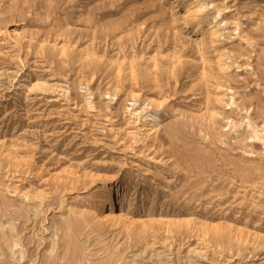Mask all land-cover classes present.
Wrapping results in <instances>:
<instances>
[{"label":"rangeland","instance_id":"1","mask_svg":"<svg viewBox=\"0 0 264 264\" xmlns=\"http://www.w3.org/2000/svg\"><path fill=\"white\" fill-rule=\"evenodd\" d=\"M0 264H264V0H0Z\"/></svg>","mask_w":264,"mask_h":264},{"label":"bare ground","instance_id":"2","mask_svg":"<svg viewBox=\"0 0 264 264\" xmlns=\"http://www.w3.org/2000/svg\"><path fill=\"white\" fill-rule=\"evenodd\" d=\"M149 122H150V125H149L148 130H146V131L150 132L151 135H154L156 133L155 127L158 126L159 121L153 117L151 120H149ZM53 171H55V170H53ZM60 177H62V176H59L58 173L52 172V174L50 175V180L51 181H53L54 179L58 180V179H60ZM60 180H61V183L65 182V179L63 177ZM115 187H117L116 190L115 189L112 190L111 187H108L105 191L106 195L110 196L111 194H113V196H114V194H115L118 197V195H120V193H121V185H119V186L117 185ZM110 203H111V201H110ZM119 217L120 216L116 215V213H114L112 208H110L109 213L104 215L103 217H101L100 222L103 223L106 221H117L119 219ZM226 230L228 231L227 223L224 222L223 220H221L216 231L217 232H223Z\"/></svg>","mask_w":264,"mask_h":264}]
</instances>
